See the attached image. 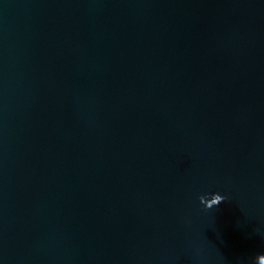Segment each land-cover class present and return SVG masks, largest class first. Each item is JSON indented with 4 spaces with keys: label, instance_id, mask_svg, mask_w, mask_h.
<instances>
[{
    "label": "water",
    "instance_id": "obj_1",
    "mask_svg": "<svg viewBox=\"0 0 264 264\" xmlns=\"http://www.w3.org/2000/svg\"><path fill=\"white\" fill-rule=\"evenodd\" d=\"M262 255L264 0H0V264Z\"/></svg>",
    "mask_w": 264,
    "mask_h": 264
},
{
    "label": "clouds",
    "instance_id": "obj_2",
    "mask_svg": "<svg viewBox=\"0 0 264 264\" xmlns=\"http://www.w3.org/2000/svg\"><path fill=\"white\" fill-rule=\"evenodd\" d=\"M213 197H214V199H213V205L214 206H218V205H220L223 201H224V197H222L221 195H219V194H215V195H213ZM204 199V197H201L200 198V201H202ZM209 209H211V206L209 207ZM262 257H264V255H262V256H259L258 257V260L260 259V258H262Z\"/></svg>",
    "mask_w": 264,
    "mask_h": 264
}]
</instances>
